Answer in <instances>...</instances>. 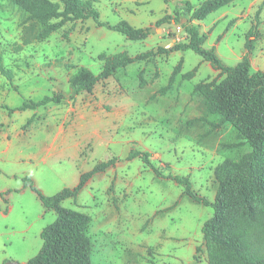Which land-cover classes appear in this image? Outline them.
Listing matches in <instances>:
<instances>
[{"label":"rangeland","instance_id":"374dc122","mask_svg":"<svg viewBox=\"0 0 264 264\" xmlns=\"http://www.w3.org/2000/svg\"><path fill=\"white\" fill-rule=\"evenodd\" d=\"M185 1L196 8L204 0H97L102 21L153 27L146 38L130 40L92 18L70 21L39 39L43 24L11 0H0V264L35 256L43 245L42 230L57 217L24 187L25 176L53 195L76 186L82 173L113 157L117 161L95 174L76 198L62 202L91 216L93 262L209 264L202 226L213 208L191 199L173 179L156 176L140 157L128 156L132 149L148 152L165 174L189 176L193 189L213 202L215 167L252 149L232 124L213 125L218 116L206 114L202 95L193 93L196 83L218 82L225 75L189 49L131 63L100 80L92 93L75 95L68 82L78 66L100 73L102 55L127 51L135 56L187 41L183 26L156 25L161 17L174 16ZM257 20L248 54L255 72L264 71V0H235L203 20L187 16L183 21L206 33L204 47H214L233 66L246 54L248 33ZM179 62L174 89L159 94ZM194 68L191 79H182ZM55 93L64 95L61 103L16 109L26 100ZM202 116L210 122L192 121Z\"/></svg>","mask_w":264,"mask_h":264},{"label":"trees","instance_id":"16d2710c","mask_svg":"<svg viewBox=\"0 0 264 264\" xmlns=\"http://www.w3.org/2000/svg\"><path fill=\"white\" fill-rule=\"evenodd\" d=\"M97 0H11L29 14L30 19L43 24L38 33L39 39L49 37L66 23L74 20L92 18L98 26L116 30L130 40L146 38L153 27H135L122 20L117 24L100 19L96 7ZM168 2L169 0H164ZM235 0H204L194 8L189 1L179 4L176 14L165 15L157 20L159 26L165 22H174L183 26L188 40L175 43L171 48L158 47L141 52L135 56L127 51L113 55H102L104 60L100 73L95 74L86 66H78L68 78L71 91L75 95L92 93L100 80L108 79L118 69L129 64L153 60L156 55L173 50H193L209 62L225 76L218 82L201 81L194 85L193 93L203 97L206 114L218 116L215 126L224 123L232 124L238 131L239 139L246 140L251 151L239 159L226 158L214 170L218 184L213 202L198 194L189 176L165 174L150 159L148 152L132 149L128 158L140 157L158 177L173 179L184 187V193L191 199L214 210L212 217L202 226L209 264H264V71L251 72L248 54L253 49L252 37L257 23L248 33L245 43L247 49L242 60L236 65H226L216 53L214 47L205 48L207 34L202 33L196 25H189L183 20L189 16L191 20H203L212 12L233 3ZM260 11H257L258 19ZM2 61L0 53V63ZM181 68L179 62L173 69L168 83L159 88L161 95L174 89L176 76ZM196 68L182 75L189 80L194 76ZM140 72V86L146 79ZM64 95L55 93L33 101L26 100L16 109L37 108L51 103H61ZM3 108L11 109L7 105ZM192 121L210 122L206 117H197ZM231 144L230 147L237 146ZM117 161L113 157L97 164L80 176L78 184L66 187L53 195H45L30 176L23 178L24 187L36 193L43 206L52 209L57 217L41 232L43 245L40 251L27 260L25 264H96L92 259L93 244L89 235L91 216L62 205L68 198H76L79 191L97 173L103 172ZM8 264V260L4 261Z\"/></svg>","mask_w":264,"mask_h":264},{"label":"water","instance_id":"95a60500","mask_svg":"<svg viewBox=\"0 0 264 264\" xmlns=\"http://www.w3.org/2000/svg\"><path fill=\"white\" fill-rule=\"evenodd\" d=\"M10 264H25V263H17V262H12Z\"/></svg>","mask_w":264,"mask_h":264},{"label":"crops","instance_id":"0c3cea01","mask_svg":"<svg viewBox=\"0 0 264 264\" xmlns=\"http://www.w3.org/2000/svg\"><path fill=\"white\" fill-rule=\"evenodd\" d=\"M25 263V262H24Z\"/></svg>","mask_w":264,"mask_h":264}]
</instances>
